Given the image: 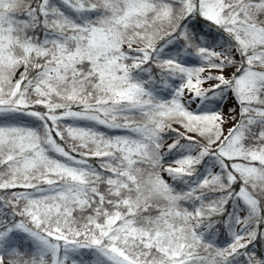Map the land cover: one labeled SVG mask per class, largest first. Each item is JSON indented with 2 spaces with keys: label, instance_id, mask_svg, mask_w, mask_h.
I'll list each match as a JSON object with an SVG mask.
<instances>
[{
  "label": "snow or ice",
  "instance_id": "obj_1",
  "mask_svg": "<svg viewBox=\"0 0 264 264\" xmlns=\"http://www.w3.org/2000/svg\"><path fill=\"white\" fill-rule=\"evenodd\" d=\"M0 264H264V0H0Z\"/></svg>",
  "mask_w": 264,
  "mask_h": 264
}]
</instances>
